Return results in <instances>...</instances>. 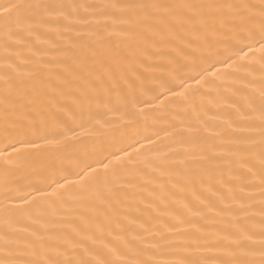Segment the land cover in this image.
Masks as SVG:
<instances>
[{"label": "snow or ice", "instance_id": "obj_1", "mask_svg": "<svg viewBox=\"0 0 264 264\" xmlns=\"http://www.w3.org/2000/svg\"><path fill=\"white\" fill-rule=\"evenodd\" d=\"M0 264H264V0H0Z\"/></svg>", "mask_w": 264, "mask_h": 264}]
</instances>
